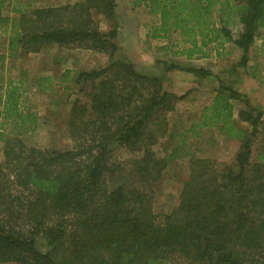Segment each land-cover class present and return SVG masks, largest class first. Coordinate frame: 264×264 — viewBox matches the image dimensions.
<instances>
[{
	"label": "trees",
	"instance_id": "16d2710c",
	"mask_svg": "<svg viewBox=\"0 0 264 264\" xmlns=\"http://www.w3.org/2000/svg\"><path fill=\"white\" fill-rule=\"evenodd\" d=\"M118 1L35 9L0 0V33L8 35L9 58L49 44L108 56L98 69H68L57 81L37 78L40 92H78L73 100L64 94L73 146L51 151L7 140L0 163V264H264V111L246 100L237 120L232 101L243 96L220 80L198 119L171 126L168 114L184 96L167 92L158 74L139 71L118 56ZM133 5L159 18L152 39L179 34L182 46L175 53L188 61L208 58L210 46L218 54L231 44L242 51L239 66L247 70L257 40L264 56V0ZM93 12L113 22V29L103 34ZM171 70L196 79L213 76L206 68L164 63V72ZM21 87L0 78V116L16 121L19 136L34 132L38 123V113L23 105ZM205 128L242 142L232 164L196 157L193 141ZM115 148L140 156L117 163ZM177 160L189 161V177L179 205L159 222L154 187Z\"/></svg>",
	"mask_w": 264,
	"mask_h": 264
},
{
	"label": "rangeland",
	"instance_id": "374dc122",
	"mask_svg": "<svg viewBox=\"0 0 264 264\" xmlns=\"http://www.w3.org/2000/svg\"><path fill=\"white\" fill-rule=\"evenodd\" d=\"M12 1V0H11ZM30 3L32 8H59L74 5L84 0H19ZM9 7L7 14H11ZM101 32L107 33L113 29V22L105 16L93 12ZM116 20L118 22V56L133 63L134 66L149 74H158L164 82L167 92L184 98L177 104L174 112L168 114L170 125L180 122L189 123L198 119L203 108L212 101L215 90L222 80L235 87L243 96L233 100L235 118L246 108L244 102L249 100L253 109L264 111V56L260 51L261 41L257 40L250 51V63L247 70L239 66L242 51L231 44H226L217 54L213 46L208 48L211 55L208 58H195L190 61L176 55L180 43L179 34H172L169 39H152L151 30L159 22V18L151 14L146 6L135 7L133 0H119L117 3ZM8 35L0 33V78L20 82L24 93L22 102L27 108L38 113V123L34 132L19 136L15 130L16 121H6L0 116V163L4 164V148L7 140L19 139L28 147L41 150L66 151L72 148L73 141L69 135V119L71 105L65 99L71 94V100L76 98V89L43 93L37 89V78L52 76L57 81L65 70L90 71L106 65L108 56L92 50L81 48H65L57 44H49L37 52H23L13 58L8 57ZM164 63L179 64L183 67L195 66L211 70L212 77L196 79L193 75L181 71L164 72ZM78 90V89H77ZM1 110V107H0ZM242 128L247 124L239 122ZM2 126V127H1ZM264 135V122L260 128ZM195 155L201 159H212L219 164H232L240 149V140L227 139L217 128H205L201 137L194 141ZM257 147H254L252 161L257 160ZM160 156V147H156ZM112 161L121 163L139 157L126 148H115ZM189 177V161L177 160L171 162L162 173L161 179L154 187L153 211L161 222L163 216L171 213L180 202L183 183ZM20 189L14 186L17 194ZM13 264V263H9ZM174 264H184L175 262Z\"/></svg>",
	"mask_w": 264,
	"mask_h": 264
}]
</instances>
